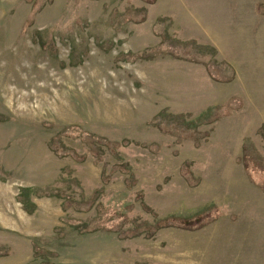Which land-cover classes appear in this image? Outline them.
<instances>
[{"label":"rangeland","instance_id":"obj_1","mask_svg":"<svg viewBox=\"0 0 264 264\" xmlns=\"http://www.w3.org/2000/svg\"><path fill=\"white\" fill-rule=\"evenodd\" d=\"M245 148L264 167V0H0V264H264Z\"/></svg>","mask_w":264,"mask_h":264},{"label":"trees","instance_id":"obj_2","mask_svg":"<svg viewBox=\"0 0 264 264\" xmlns=\"http://www.w3.org/2000/svg\"><path fill=\"white\" fill-rule=\"evenodd\" d=\"M149 2H154L155 0H147ZM216 117H218V114L216 115ZM165 129V128H164ZM202 135H207V132H203L200 133ZM190 137L195 138L196 140H198L197 136L194 133H190L189 134ZM82 139L86 141H89V139L86 138V136H84V134H82ZM94 141H91L90 143L93 144ZM105 145H107L112 151H115V149L121 145L120 142H111V141H105ZM244 155L242 156L241 160L244 164V168L250 178V180L253 183H256L260 186V188L263 190L264 192V175H261V178L258 180H256V176H255V172H258L257 170H262L264 171V167L260 166V163L256 162L255 160H253L252 157L249 156V153L247 152V149H244ZM94 154H97L96 150H93ZM190 166V162L186 161L184 162V165L182 166V174L184 175L186 181L188 182V185H196L197 182H199V180L194 182V178L192 176V172L189 170ZM219 217V213H218V208L217 207H212L210 209V211L203 213V214H199L196 215L195 217H182V216H170L164 219H160L158 220L155 224H150L149 226H147V229L149 230V235H153L156 231L162 229V228H166V227H178V228H182L185 230H196L199 229L201 227H204L206 225H208L209 223L213 222L215 219H217ZM92 228H90L91 230ZM102 229H109L112 230V226H102ZM115 230V229H114ZM126 233L128 234H134L136 233V231L134 230H129L126 231ZM125 232L123 234H126Z\"/></svg>","mask_w":264,"mask_h":264}]
</instances>
